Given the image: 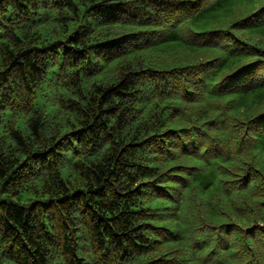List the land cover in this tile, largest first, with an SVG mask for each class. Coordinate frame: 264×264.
I'll use <instances>...</instances> for the list:
<instances>
[{"label": "trees", "instance_id": "1", "mask_svg": "<svg viewBox=\"0 0 264 264\" xmlns=\"http://www.w3.org/2000/svg\"><path fill=\"white\" fill-rule=\"evenodd\" d=\"M0 264H264V0H0Z\"/></svg>", "mask_w": 264, "mask_h": 264}, {"label": "snow or ice", "instance_id": "2", "mask_svg": "<svg viewBox=\"0 0 264 264\" xmlns=\"http://www.w3.org/2000/svg\"><path fill=\"white\" fill-rule=\"evenodd\" d=\"M251 19V18H250ZM196 39H200V37H196Z\"/></svg>", "mask_w": 264, "mask_h": 264}]
</instances>
